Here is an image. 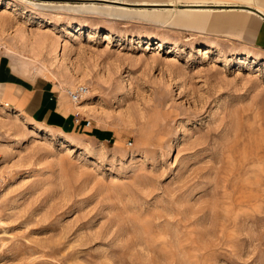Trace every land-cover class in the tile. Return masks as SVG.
<instances>
[{
    "label": "rangeland",
    "instance_id": "obj_1",
    "mask_svg": "<svg viewBox=\"0 0 264 264\" xmlns=\"http://www.w3.org/2000/svg\"><path fill=\"white\" fill-rule=\"evenodd\" d=\"M89 3L0 0V53L91 121L0 106V264H264V52Z\"/></svg>",
    "mask_w": 264,
    "mask_h": 264
},
{
    "label": "crops",
    "instance_id": "obj_2",
    "mask_svg": "<svg viewBox=\"0 0 264 264\" xmlns=\"http://www.w3.org/2000/svg\"><path fill=\"white\" fill-rule=\"evenodd\" d=\"M88 1L107 4L69 5L81 11L92 9L103 17L142 20L213 40L246 44L264 52V0ZM0 106L19 114L31 124L65 135L74 134L82 125L74 124V106L53 83L25 77L9 56L2 53ZM81 119L84 120L83 117Z\"/></svg>",
    "mask_w": 264,
    "mask_h": 264
},
{
    "label": "built area",
    "instance_id": "obj_3",
    "mask_svg": "<svg viewBox=\"0 0 264 264\" xmlns=\"http://www.w3.org/2000/svg\"><path fill=\"white\" fill-rule=\"evenodd\" d=\"M88 93H89V90L84 85H79L74 90H66V94L69 98V101L73 105L79 104L83 99H85ZM73 118H74V124L77 126H80L82 123L84 127H89L91 125L90 120L81 119L82 116L80 112L78 111H75ZM0 163H1V157H0Z\"/></svg>",
    "mask_w": 264,
    "mask_h": 264
},
{
    "label": "bare ground",
    "instance_id": "obj_4",
    "mask_svg": "<svg viewBox=\"0 0 264 264\" xmlns=\"http://www.w3.org/2000/svg\"><path fill=\"white\" fill-rule=\"evenodd\" d=\"M80 104V103H79ZM90 103H86V105H89ZM76 105H78V104H76ZM80 108V107H79ZM1 166V165H0ZM1 169V168H0Z\"/></svg>",
    "mask_w": 264,
    "mask_h": 264
}]
</instances>
